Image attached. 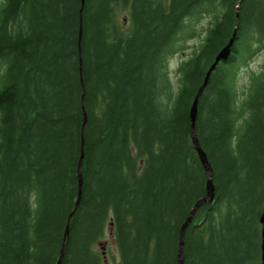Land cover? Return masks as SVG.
<instances>
[{
  "label": "trees",
  "instance_id": "obj_1",
  "mask_svg": "<svg viewBox=\"0 0 264 264\" xmlns=\"http://www.w3.org/2000/svg\"><path fill=\"white\" fill-rule=\"evenodd\" d=\"M80 8L0 0V264L57 263L78 197L84 109L82 198L62 264H102L95 245L108 227L115 264H177L180 228L209 178L190 109L236 26L198 101L215 196L185 230L183 264L260 262L264 64L241 91L238 74L264 50V0H85L79 43ZM188 48L174 82L171 60Z\"/></svg>",
  "mask_w": 264,
  "mask_h": 264
},
{
  "label": "water",
  "instance_id": "obj_2",
  "mask_svg": "<svg viewBox=\"0 0 264 264\" xmlns=\"http://www.w3.org/2000/svg\"><path fill=\"white\" fill-rule=\"evenodd\" d=\"M241 2V0H239V3ZM81 8H80V31H79V43L81 42V38H82V12H83V7L85 5V0H81ZM239 17V13H236V21L238 20ZM236 33H237V26L234 28V31L232 33V36L230 37L229 41L227 42V44L225 46H223L221 48V50L218 52L217 56L215 57L213 63L211 64V66L209 67V69L206 72L205 78L202 82V84L200 85L194 99L191 105V109H190V118H191V126H190V130H191V135H192V139H193V143L195 145V148L200 156V160L206 170V172L209 174V178L207 181V195L201 199H199L193 206L189 216L187 217V219L185 220V222L182 224L181 228H180V232H179V242H178V261L177 264H183L184 262V254H183V247H184V233L186 228L188 227L189 223L192 220V217L194 215V213L196 212V210L198 209L199 206H201L202 204L212 201L214 199L215 196V187H214V182H213V168L208 160V157L205 153V151L202 149L200 142L197 138L196 135V128H195V121H196V116H197V110H198V101H199V97L201 95V93L203 92L204 88L206 87L210 74L211 72L215 69V67L217 66V64L220 62V60H227L231 53H232V46L234 44V41L236 39ZM79 53L81 54V49L79 47ZM80 73L82 76V62H80ZM84 88V85H83ZM83 99V97H82ZM88 120V116L86 113V110L84 109V120H83V124L81 127V132H82V142H81V154H80V158H79V162L77 165V173H78V197L75 203V206L73 208V210L70 212V214L67 217V222H66V228H65V232L63 235V240H62V247L60 250V254L57 260L56 264H62V260L64 258L65 255V244H66V239L69 235L70 232V223L71 220L80 204L81 198H82V187H83V174L81 171L82 168V163H83V159H84V128L85 125L87 123ZM260 222L262 224V244H261V250H262V255H261V262L260 263H254V264H264V209L263 212L261 214L260 217Z\"/></svg>",
  "mask_w": 264,
  "mask_h": 264
},
{
  "label": "rangeland",
  "instance_id": "obj_3",
  "mask_svg": "<svg viewBox=\"0 0 264 264\" xmlns=\"http://www.w3.org/2000/svg\"><path fill=\"white\" fill-rule=\"evenodd\" d=\"M127 13L124 12L120 15V20H122L123 25L125 26L127 21L125 19ZM124 19V21H123ZM207 20V19H206ZM204 24V23H202ZM198 39L190 41V45H195ZM191 48L186 49L183 52L177 53L171 60L170 72L173 81H176L175 70L181 60L185 59L191 53ZM264 64V50L258 51L253 55L246 65H242L239 69L238 74V89L241 91L244 86L249 82L250 75L254 72L260 71L262 65ZM97 249L102 254L103 262L102 264H115L120 261V253L118 250L117 242L114 236L113 229L110 227L106 229L105 235L99 239L95 245Z\"/></svg>",
  "mask_w": 264,
  "mask_h": 264
},
{
  "label": "bare ground",
  "instance_id": "obj_4",
  "mask_svg": "<svg viewBox=\"0 0 264 264\" xmlns=\"http://www.w3.org/2000/svg\"><path fill=\"white\" fill-rule=\"evenodd\" d=\"M82 4V3H81ZM83 26V25H82ZM81 45V44H80ZM198 138V137H197ZM67 240V239H66Z\"/></svg>",
  "mask_w": 264,
  "mask_h": 264
}]
</instances>
